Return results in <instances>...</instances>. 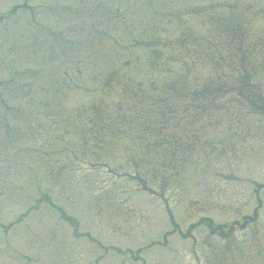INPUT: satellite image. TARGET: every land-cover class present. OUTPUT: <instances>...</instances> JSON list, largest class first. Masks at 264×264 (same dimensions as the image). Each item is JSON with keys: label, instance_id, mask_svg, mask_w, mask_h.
Segmentation results:
<instances>
[{"label": "rangeland", "instance_id": "rangeland-1", "mask_svg": "<svg viewBox=\"0 0 264 264\" xmlns=\"http://www.w3.org/2000/svg\"><path fill=\"white\" fill-rule=\"evenodd\" d=\"M169 81H222L207 118L193 104L161 130L198 138L181 168L145 133L154 106L185 104ZM248 84L264 99V0H0V264H264ZM42 193L77 227L46 202L20 216Z\"/></svg>", "mask_w": 264, "mask_h": 264}]
</instances>
